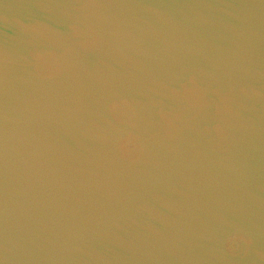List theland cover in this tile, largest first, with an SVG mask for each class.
I'll return each mask as SVG.
<instances>
[{
  "label": "water",
  "instance_id": "obj_1",
  "mask_svg": "<svg viewBox=\"0 0 264 264\" xmlns=\"http://www.w3.org/2000/svg\"><path fill=\"white\" fill-rule=\"evenodd\" d=\"M0 264H264V0H0Z\"/></svg>",
  "mask_w": 264,
  "mask_h": 264
}]
</instances>
